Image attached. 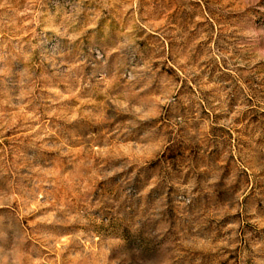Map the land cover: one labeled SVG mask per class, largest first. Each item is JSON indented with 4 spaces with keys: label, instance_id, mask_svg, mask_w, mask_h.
<instances>
[{
    "label": "rangeland",
    "instance_id": "rangeland-1",
    "mask_svg": "<svg viewBox=\"0 0 264 264\" xmlns=\"http://www.w3.org/2000/svg\"><path fill=\"white\" fill-rule=\"evenodd\" d=\"M219 2L0 0V264H152L157 245L146 233L164 221L163 243L185 214L199 220L201 238L212 237L209 247L193 253L201 264H264V111L256 103L264 89L254 77L238 82L222 58L206 57L218 47L217 25L230 26L243 14L218 17ZM209 28L215 42L201 39ZM162 29L176 32L190 52L193 71L183 83L171 63L153 57L158 43L168 52L178 46ZM121 31L137 37L143 61L151 59L157 75L175 76L179 84L165 110L127 140L113 134L127 117L111 119L113 106L104 100L114 82L105 78L103 93L97 90L100 49ZM57 50L64 54L53 59ZM198 81L203 87H195ZM189 93L198 99L189 100ZM101 105L108 119L93 123ZM173 105L190 114L193 135L181 137L183 128L168 125ZM230 116L234 127H225ZM149 129L166 138L163 149L135 152ZM106 171L113 175L103 178ZM159 174L171 179L155 184ZM125 181L142 192L134 205L121 199ZM76 192L94 216H103L91 239L80 227L75 239L66 228L35 231L51 227L43 217L54 198ZM161 196L167 207L160 220L140 219Z\"/></svg>",
    "mask_w": 264,
    "mask_h": 264
},
{
    "label": "clouds",
    "instance_id": "clouds-1",
    "mask_svg": "<svg viewBox=\"0 0 264 264\" xmlns=\"http://www.w3.org/2000/svg\"><path fill=\"white\" fill-rule=\"evenodd\" d=\"M79 2V0H78ZM257 5H260L257 7ZM218 12H241L235 20L230 22V26L223 23L217 25L220 33L218 47L210 51L206 50V57L222 58L227 62L229 70H232L234 75H237L238 82L244 77H254L259 81L260 88L264 89V2L262 0H236L235 7L229 6L228 0H220L215 5ZM245 8L255 9L254 12H244ZM139 23L138 21L136 22ZM151 27V22L148 23ZM145 25H139L143 29ZM207 27V25L205 26ZM131 31V30H129ZM165 35L171 39H176L177 47L171 52L165 50L163 44H157L153 57H158L163 61L171 63L176 72L181 74L183 80L191 79L190 73L193 71L190 64V52H186L183 46L180 45V40L176 38V32L169 33L163 30ZM176 31H179L177 29ZM216 33L209 28L206 32H202V40H213L215 42ZM164 37L161 36V41ZM137 37L129 32L121 31L112 38L108 45L100 49L103 55V61L99 62L102 75L98 81V94H102L104 90L99 89V84L105 82V78L114 82L112 92L104 95V100L113 106L111 119H115L119 115H125L127 120L122 125H119L113 133L116 140L121 137L127 140L129 137H136V129L141 127L142 122L163 112L166 106L171 103L173 90L179 88V84L175 82V76L168 78L165 74L157 75L151 67L152 60L143 61L142 50L136 42ZM115 53V59L112 65L108 66V57ZM62 50H57L53 53V59L56 56L63 55ZM140 57V60H136ZM170 57V59H169ZM107 66V67H106ZM161 82L171 84V87L162 88ZM196 88L203 87V81H198ZM189 100L198 99L197 96L187 95ZM264 93H261V98H258L256 103L262 104L260 110L264 111ZM105 105L100 106L98 117H90L93 123L98 120H107L104 116ZM222 110V109H221ZM173 117L168 121V125L176 129L179 125L184 131L181 137H189L193 135L192 117L188 113L180 114L173 105ZM232 115H238V112ZM197 119L198 114H197ZM225 127H234L232 125L231 116L224 122ZM146 127V126H145ZM159 137V139H157ZM178 137V138H181ZM165 137L157 133L155 129L145 131L136 142L135 152L139 153L144 150L156 152L162 150L165 145ZM98 141L93 138V143ZM105 143H108L107 141ZM106 150V149H105ZM91 152V149H89ZM141 163L142 161H133ZM127 166V163L124 165ZM114 169L113 171H119ZM113 171L101 173L103 178L113 175ZM155 179V184L163 185L168 183L170 177L159 174ZM176 183L175 181H172ZM126 187L121 191V199L133 204L142 195L138 187L133 186L129 181L124 182ZM191 187V185H189ZM190 195V194H189ZM73 196L76 198V203L73 202ZM187 201H185V204ZM177 206L180 207L177 201ZM167 207L164 197L161 196L155 204L149 205V211L140 219L160 220L163 215V209ZM103 219V216H94L90 208L86 204V198L81 197L79 192L73 193L65 200L54 198L52 200L51 210L47 213L43 220L50 228H37L35 231L58 232L60 228L70 229L74 239L76 236L77 227L84 229L86 239L92 238L90 231L91 227L98 224ZM199 220L195 216H187L185 219L178 220L170 238L163 243H160L161 236L164 230H167L168 224L161 220L156 231L146 233V238L157 245L156 252L152 257V264H201V257L194 255L196 249L207 248L212 243V237L203 235L197 231ZM83 243V241H81ZM79 256L80 254L77 253Z\"/></svg>",
    "mask_w": 264,
    "mask_h": 264
}]
</instances>
